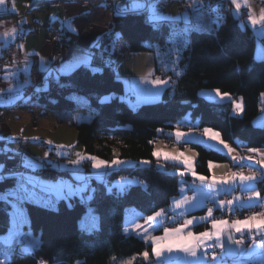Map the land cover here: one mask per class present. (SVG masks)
I'll use <instances>...</instances> for the list:
<instances>
[{"label":"trees","instance_id":"obj_1","mask_svg":"<svg viewBox=\"0 0 264 264\" xmlns=\"http://www.w3.org/2000/svg\"><path fill=\"white\" fill-rule=\"evenodd\" d=\"M191 15V31L179 57L182 73L173 76L172 84L159 101L130 106L122 99L124 85L113 67L97 57L94 66L101 67L102 72L93 74L81 67L71 75H62L59 82L51 79L46 88H38L22 105H31L43 113H57L60 121H69L77 130L78 144L88 153L105 160L131 159L136 163L107 173L105 181H94L96 191L88 203L73 197L71 207L65 200L51 208L26 204L29 224L25 229L40 239V246L24 254L18 238H14L10 259L4 264H39L40 261L48 264H125L134 256L133 264H150L139 255L144 251H148L150 260L154 261L152 244L125 232L126 210L133 207L142 214L151 215L166 208L179 193L180 176L175 170L180 165L153 155L157 139L173 140L179 116L190 114L199 122L198 127L218 130L222 138L234 146L241 141L249 148L264 147V123L254 124V118L264 107L261 95L264 93V56H256L253 31L229 9L221 23H212L200 7ZM114 22L115 29L133 52L153 51L156 45L161 49L167 47L174 33L184 25L177 20L154 29L143 13L115 14ZM69 36L62 33L61 47L68 46ZM204 89H219L235 99L242 97L243 114L234 113L231 99L210 100L202 96L200 91ZM110 94L115 95L101 103V98ZM79 111H89L90 119L78 121L75 113ZM186 144L196 152L198 174L210 175L209 161L229 160L226 153L201 142L188 141ZM142 160L150 164L143 166ZM158 162H163V169L157 167ZM123 175L136 177L138 182L127 185L123 191L111 186ZM5 177L0 180V193L14 183L13 177ZM89 207L98 216V226L90 230L79 223ZM11 211L9 205L0 201V235L10 228ZM204 227L201 224L196 229ZM8 247L2 244L1 250ZM239 264L260 263L242 260Z\"/></svg>","mask_w":264,"mask_h":264},{"label":"crops","instance_id":"obj_2","mask_svg":"<svg viewBox=\"0 0 264 264\" xmlns=\"http://www.w3.org/2000/svg\"><path fill=\"white\" fill-rule=\"evenodd\" d=\"M180 1L185 2L186 7L184 9L179 8L178 4ZM226 1L228 2L230 13L237 17L243 25L248 26L253 31L256 38V56L260 58L263 57L264 23L258 22L253 25L250 23V16L254 15L257 19L259 18L262 10H264V0H239L241 7L238 10L232 0ZM201 4L202 0H197L195 3L194 0H158V7L162 10L164 16H174L183 14L187 11L190 22L192 19V12H190V10L194 11L199 8ZM0 16V164L4 165V155L7 153L26 152L49 165V167L35 170V174L45 178L47 181L56 183L58 180H63L64 182H70L73 186H76L79 181H77L75 177L77 175H83L87 178V183L90 184L92 188H95L94 181H105L107 173L122 167L134 165L135 163L128 160L126 161L127 163L120 166H113L107 169L104 167L100 169L93 168L92 170L90 169L88 173L80 172V174H77L75 168L66 167L65 161H68L70 154H68L66 147L61 148V145H58L55 140L56 138H64L66 133L69 132V139H71V144L75 148L76 145H79L76 128L72 126L69 121H60V116L57 113H43L42 110L32 107L31 105L27 107L22 106L30 99V97H24V92L35 83V71L37 72L38 78L41 80V84L38 86L40 89L46 88L49 81L53 79L51 77H49L47 81L44 79L46 73L40 70V58H44L46 67H59L62 63L72 60L75 56L82 55L85 51L94 52L97 54L96 58L98 57L101 59L100 56L107 47L111 55V63L108 64L113 67L117 78L121 80L124 85L125 91L122 95V99L132 107H137L142 103L159 101L162 98L163 92L172 84L173 76L180 75L182 69L179 73H177V70L172 71L169 69L167 71L160 60L158 49H161V47L158 45L154 47L153 51H130L127 41L122 39L120 31L115 29V13L106 7L96 6L92 8L83 4L81 0H36L34 3L32 0H5V5L0 6ZM53 17H55V19H53ZM13 28L16 29L15 33L12 32ZM184 28L185 22L182 29L179 30V33ZM47 32H61L70 36H75L74 45L67 48L62 57L57 58L56 51L61 47L62 42H48L46 40ZM117 33L120 34L119 37L116 36ZM178 37L181 38L182 36ZM185 38L187 41L188 37ZM185 40L183 45H185ZM93 44H99L100 47L92 48ZM10 48L11 53L8 54ZM30 53L34 54L29 55ZM26 57L27 61L25 59ZM107 59L108 54H105L103 60L106 63ZM25 66H27V71H23ZM157 78L167 81V83L159 86L152 84L151 81ZM205 91H200V94L207 99L226 100V97L218 95L215 89L208 92ZM76 116L77 112L75 113V117ZM262 122H264V118ZM198 125L199 122L194 120L190 114L179 116L175 123V131L186 134L181 137L183 139L181 143L183 145L181 148L182 150L186 148L190 149L189 147L184 148V144L192 138V135L183 132L181 129H185V127L198 128ZM203 129L204 128H202V130ZM175 131L173 130V134ZM174 136L175 135H173V138ZM34 137L40 138V141L34 142L32 140ZM54 137L55 140L52 139ZM46 141H51V144L46 143ZM165 141L168 144L167 140ZM198 141L226 153L229 160L225 162H213L216 166L210 169V175L206 176L208 177V181L202 185L201 181L194 178L190 173L183 176L179 174L180 172L186 171L184 165L180 161L165 159L161 155L158 159L175 162L180 165V167L175 170V173L180 176L179 193L171 199L170 204L166 208L159 210H163L164 217L166 218H158L162 219V227L155 231H152L147 221V217L154 213L145 215L138 210H136L138 212H134L135 210L132 209L135 208L129 209L136 221L132 228H130L129 233H127L125 229L126 223L124 224V230L127 234H136L141 238L142 236H162L164 234L163 228L166 227V221L173 220V218L181 216L182 213L185 219L204 217L207 214L208 208L214 209L213 218L227 219L230 222L251 216L238 217L236 215L238 209L249 207L241 206L249 205V194L246 188L241 186L239 179H237L234 184H217L213 189L208 188L207 184L211 182L213 174H215L217 178H221L231 173L242 172L245 175H249L251 172H259L260 165L256 164V161L261 159L260 154L250 152L249 149L252 148L247 147L245 143L241 141H238V146H234L226 141L227 144L235 149L232 153H227L226 149L218 143L217 145H211L201 138H199ZM46 146L48 148H46ZM188 149H186L188 152L183 153L187 157L192 158L195 168L196 152L193 149ZM257 149L264 152V147H259ZM154 150H156V145ZM181 152L182 151L171 152V155H179ZM45 153H48L46 158ZM233 156H254L255 160H233ZM25 160H29L27 156H23V165ZM48 161H51L52 164H49ZM140 164L146 166L150 163L142 164L140 162ZM53 165H56V167H53ZM158 165H162V167H159L160 169L164 168L163 162H158L157 166ZM103 170H106V172L103 173ZM21 172L24 173L25 177L33 174V170H26L24 167ZM8 177H13L14 183L12 187L15 189L18 183V176L10 175ZM121 177H123L122 180L118 181L119 178L114 180L111 186L124 189L127 185L138 182L136 177L125 175ZM247 183H255L256 190L261 192V201L252 203L250 206L264 204V181L257 180L255 182H245V184ZM226 194L229 195L228 199L224 197ZM212 196H215V199H211L210 197ZM184 197L190 198L192 204L200 205L201 202H203L202 206H182L181 208H175L174 201L181 200ZM234 197L238 199L234 200L231 205L234 210L232 211V216L227 217L219 215L216 217L221 211L217 207V202L219 200H233ZM60 201L54 206H57ZM185 207H188L187 212H184ZM201 224H204L205 227L197 230V226ZM136 225H140L141 227L137 228ZM210 228L211 223L210 220H208L190 226L188 229H185V231L191 230L199 233ZM21 229L23 230L25 227ZM233 235L237 239L241 238V235L238 233L233 232ZM255 235L256 240L259 241L261 238L260 234L255 233ZM243 238L244 241L248 242V247L246 249H252L254 245L249 234L245 233ZM142 239L152 244L150 239ZM242 260H253L261 264V259L258 255H246L243 256L241 260L231 262L227 260L226 264H239ZM173 264H179V262L176 261L173 262Z\"/></svg>","mask_w":264,"mask_h":264},{"label":"snow or ice","instance_id":"obj_3","mask_svg":"<svg viewBox=\"0 0 264 264\" xmlns=\"http://www.w3.org/2000/svg\"><path fill=\"white\" fill-rule=\"evenodd\" d=\"M197 0H194V3ZM236 9L238 10L241 7L239 0H232ZM5 5V0H0V6ZM106 4H102L101 7H106ZM118 8L117 15L132 13V14H147L146 22L150 23L154 29H158L162 23L165 22H175L177 20H183L185 22V28L182 30V35L185 37L191 31L190 26V18L185 11L183 14H177L174 16H164L162 14V10L158 7V0H128L127 4H117ZM55 19V17H53ZM258 22L264 23V10H262L259 18L257 19L254 15L250 16V23L255 25ZM215 23V21H214ZM75 31V30H74ZM175 31V29H173ZM12 32L15 33L16 29L13 28ZM78 34V32H77ZM119 33L116 34L119 37ZM185 43L187 41L185 40ZM99 44H93L92 48H99ZM34 53H30L32 55ZM108 54L107 63H111V55L109 49L106 47L104 52L101 54L100 58L103 60L104 55ZM97 54L91 51H85L82 55L73 57L72 60L62 63L59 67H46L44 58H40V70L46 73L44 79L47 81L49 77L55 79L59 82L60 77L71 75L77 69L81 67H85L89 69L93 74L97 72H102L101 67L94 66V61L96 59ZM27 61V57L25 58ZM55 59V58H53ZM27 66L23 69V71H27ZM20 71V70H18ZM152 84L154 85H163L166 84L167 81L161 80L159 78L152 80ZM62 87L64 85H61ZM39 90V89H38ZM218 95L221 97H230L229 93H221L219 89L215 90ZM115 94H110L101 98V103L109 101L113 98ZM264 96V93L261 94ZM234 109L237 113H242L244 111L243 98L239 101H235ZM205 135L209 137L210 140L216 141L219 145L223 146L226 149L227 153H232L235 151L231 147V145L227 144L221 138V134L219 132H214L212 129H205ZM175 135L179 137H183L186 134L180 131H176ZM34 142H39L40 138L34 137L32 138ZM46 143L51 144V141H46ZM61 148L65 147L63 145ZM252 153H259L261 159L256 161V164L260 165L259 172H251L249 175H245L244 173H231L226 177L217 178L215 174L211 177V182L207 184V187L210 189L215 188L217 184L228 185L234 184V182L239 179L241 182V186L245 187L248 192V201L249 205H241L250 206L252 203H258L261 201V192L257 191L255 188V183H247L245 182H255L257 180L264 181V152H261L260 149L252 148L249 149ZM78 155V159L72 161L73 165H81L82 160H89L92 162V167L96 169L111 168L113 166H120L126 161L120 159H113L111 162L107 160H103L97 156L88 155L87 157ZM153 155L157 158H160L162 155L160 150H154ZM48 156V153H45V158ZM165 159H171L174 161H180L186 171L180 172L181 176L191 174L194 178L199 179L201 184L203 185L206 181H208V177L204 175H200L195 171L193 160L191 157H187L183 152L179 153V155H171L169 153H163ZM233 160H255L254 156L248 157H232ZM49 164H52L51 161H48ZM143 164L150 163L149 161H141ZM216 165L209 161L208 167L209 169L215 167ZM4 165L0 164V180L5 179L2 175ZM23 167L27 169L33 170V174L25 177L23 172L20 173H11L10 175L18 176V183L15 189L7 192L0 193V201L5 202L12 209L11 211V221L12 227L8 230L9 235L5 238L4 244L8 245V252L5 255V261L10 259L9 253L13 251L12 240L13 238H19L21 243L24 244L23 253L29 254L33 252L35 249L39 248L40 242L37 238L33 237L31 232L24 233L21 231V228L25 223H28L27 219V210L25 205L28 203L43 205L44 207H54V205L60 201L65 200L69 201L68 206L71 207V199L73 197H79L82 203H88L94 197V193L96 191L95 188H92L90 184L87 183V178L83 175H77L75 179L79 181L76 186H73L70 182H64L63 180H58L56 183H51L47 181L45 178L35 174V170L42 169L43 164L38 162H33L32 160H25ZM56 167V165H53ZM123 191V188L121 189ZM227 190V189H225ZM111 192V188L108 189ZM211 199H215V196L210 197ZM195 199V198H192ZM224 201L219 200L217 202V207L220 210L234 211L231 208L234 200ZM192 204L190 198L184 197L181 200L174 201L175 208H181L182 206L188 207H197L202 206ZM264 206V205H262ZM188 207L184 208V212L188 211ZM213 208H208L207 214L204 217H193L191 219H185L179 227L176 228H163L162 236H142V238L150 239L152 241V254H154V261L150 260V254L148 251H144L142 254H139L141 258L145 261H150V264H173V262L178 261L179 264H226V257H236V256H246V255H258L261 259V264H264V212L254 213L249 217L244 219H236L234 221H229L227 219H217L213 218ZM89 214L94 212V209H88ZM183 215V213H182ZM94 219H98L97 217H93ZM158 218H166L164 217L163 210L155 212L153 215L147 217V221L152 229V231L157 230L162 227V219ZM174 219V218H173ZM210 220L211 228L202 232H193L191 230L185 231L190 226H194L198 223L205 222ZM154 222V223H153ZM137 228H140V225H136ZM233 232L241 235L240 239H233ZM248 233L250 239L253 242L254 247L252 249H246L242 247L229 248L226 247L228 243L242 246L244 245V234ZM255 233L260 234L259 241L256 240ZM211 242V243H209ZM209 250L211 252L209 253ZM182 254V255H178ZM136 257H132L130 260L126 261L125 264H133V261ZM0 264H4L3 261H0ZM40 264H47V261H40Z\"/></svg>","mask_w":264,"mask_h":264},{"label":"rangeland","instance_id":"obj_4","mask_svg":"<svg viewBox=\"0 0 264 264\" xmlns=\"http://www.w3.org/2000/svg\"><path fill=\"white\" fill-rule=\"evenodd\" d=\"M184 4H185V2H184ZM185 7H186V5H185ZM181 33H182V31H180V33H179V31L175 32L174 35L171 37L170 43L167 45V47H165L163 49H158V54L160 56V60H161V62L163 64L164 68L167 71L169 69H171L172 71H174V70L176 71L177 70V73H179L181 71V69H182V67L179 65L178 62H179V57H180L181 50L184 47L183 43H184V40L186 38ZM179 34H181V35H179ZM188 35H189V33L187 34L186 37H188ZM178 36H182V37L179 38ZM211 90L212 89H204L203 91L208 92V91H211ZM241 98L242 97H239L238 99H235V98H233L230 95V97H226L225 99L226 100L231 99V100H233V102H235V101H239ZM222 99H224V98H222ZM234 113L236 115H238V116H241L243 114V112L242 113H237L235 109H234ZM90 117H91V113L89 111H79V112H77L76 119L78 121H82V120H89ZM263 118H264V109L262 108L260 113L254 118V124L256 126H261L264 123V122H262ZM206 128L207 129H212L214 132H219L218 130L210 128V127H204L203 130L200 127H198V128L185 127V129L183 128L181 130L183 132H186V133L192 135V138L189 141H197V142H199L198 139L201 138L203 141H207L211 145H217L216 141L210 140L209 137L207 135H205L204 130ZM174 131H175V129H174ZM175 133H176V131L174 132V135H175ZM69 137H70V133L68 132V133H66L64 138H60V139L56 138V140H55V137H54L52 139L55 140L58 145H63V146H65L67 148L68 154H70V155H69L68 161H65L66 165H67L66 167L75 168L77 174H80V172L88 173L90 169L92 170L94 168V167H92V162L91 161L86 160V159L82 160L81 165H79V166L73 165L71 162L74 161V160H77L79 158L77 154H80L81 156H84V157H87L88 155H92V154L88 153L82 145H76V147L74 148L72 146V144H71V139H69ZM221 138H222V135H221ZM167 142H168V144L166 143L165 139H161V138L157 139V141L155 142L156 150L158 149V150L161 151V153H165L166 152V153H169V154H171V152H178V151L188 152L186 150L188 148L184 149L186 151L181 149L182 148V144L181 143L183 142V139L181 137L178 138L175 135L172 141H167ZM185 147H189V145L188 144H184V148ZM46 148H48V147L46 146ZM211 148L216 149L214 147H211ZM188 150H191V148L188 149ZM93 156H96V155H93ZM162 157H164L163 154H162ZM103 160H105V159H103ZM120 160H123V161L130 160L131 162L136 163L134 160H131V159H120ZM107 161L111 162L112 160H107ZM142 161H147V160H142ZM4 165H5V161H4ZM157 167H162V165H158ZM94 169H96V168H94ZM104 172H106V170L105 171L103 170V173ZM71 174L73 175L72 172H71ZM122 178L123 177H119L118 181L122 180ZM54 207H56V206H54ZM89 208H92V207H89ZM131 208H133V207H131ZM131 208H128L126 210V217H125L126 228L125 229H126L127 233H129L130 228H132L134 222L136 221L134 219L133 215L130 213ZM132 210H135L134 212H138V211H136V209H132ZM246 216H248V215H246ZM93 217H97L98 218L97 213L95 212V210H94V212L92 214H89V212L87 211V213L80 219V221H79L80 225L82 227H85V228L89 229V230L92 229L93 227H97L98 226V219H94ZM243 217H245V216H243ZM27 219L29 221L28 213H27ZM184 220H185V216L183 217L182 222L179 223L178 225L174 226V227H177L180 224H182L184 222ZM27 224H29V222L25 223L22 228H24L25 225H27ZM11 227H12V221H11L10 228ZM170 228H172V227H170ZM23 230H25L27 233L31 232L33 237L37 238V236L32 231L26 230V229H23ZM23 230L21 229V231H23ZM8 235H9L8 231L5 234L0 235V242L2 244H4V240H5L6 237H8ZM18 241H19V238H18ZM2 244H0V254L2 255V261L4 263H6L7 261H5V255L4 254L6 252H8V249L7 250L6 249L5 250H1L2 249ZM9 256H10V253H9ZM228 262H231V261H228Z\"/></svg>","mask_w":264,"mask_h":264},{"label":"built area","instance_id":"obj_5","mask_svg":"<svg viewBox=\"0 0 264 264\" xmlns=\"http://www.w3.org/2000/svg\"><path fill=\"white\" fill-rule=\"evenodd\" d=\"M83 2V4L89 6V7H96V6H101L102 4H106V8L109 9L110 11L114 12L115 14H117V12L119 11L118 8L116 7V5L119 4H127L128 0H81ZM179 8L180 9H184L185 8V4L184 2L180 1L179 2ZM200 9H202L209 17L210 21L212 23H221L223 21L224 18H226L227 13H228V2L226 0H202V4L200 5ZM190 12H192V10H190ZM62 38V33L61 32H57V33H52V32H47L46 34V40L48 42H60ZM75 36H70L68 37V46H63V47H59L56 51V55L57 58H60L64 55L65 51L67 50V48H70L71 46L74 45L75 42ZM11 53V48L8 50V54ZM35 77H36V81L35 83L24 92V97H30L31 94H33V92L37 91L38 86L41 84V80L38 78L37 76V72L35 71ZM264 108V107H263ZM23 156H27L29 160H32L33 162H38V163H42L43 167H49V165H47L44 161H41L37 158H35L34 156L27 154L26 152H22V153H7L4 155V161H5V165L3 168V172L2 175L5 176H10L11 173H18L20 171H22L23 169ZM94 188V187H93ZM14 188L12 186H7L5 187L4 193H7L11 190H13ZM224 197L226 199L229 198V195H224ZM264 204H256L253 206H249V207H245V208H241L237 210V216L238 217H243L246 215H252L254 213H258V212H264V206H262ZM232 208V206H231ZM219 215H224L227 217H231L232 216V211H227L225 210H221L219 214L216 215V217H218ZM181 216H177L176 218H174L173 220L170 221H166L165 222V226L166 227H174L176 225H178L179 223L182 222V217ZM24 233H27L25 230H23ZM29 233V232H28ZM37 239L40 242V239L37 237ZM19 245H20V249L23 250L24 244L21 243L20 239H19ZM211 252V250H209V253ZM242 257L238 256L237 259H234L232 261H237V260H241ZM227 261V258H226ZM40 264V262H39ZM48 264V262H47Z\"/></svg>","mask_w":264,"mask_h":264},{"label":"water","instance_id":"obj_6","mask_svg":"<svg viewBox=\"0 0 264 264\" xmlns=\"http://www.w3.org/2000/svg\"><path fill=\"white\" fill-rule=\"evenodd\" d=\"M35 1H36V0H32L33 3H34ZM166 136H169V135L166 134ZM171 136H172V135H171ZM233 239H237V238H235L234 235H233ZM226 247H229V248H236V247L247 248V247H248V242L245 241L244 245H242V246H237V245H234V244L228 243V244L226 245ZM237 257H238V256H236V257H226V258H227V260L232 261V260H234V259H237Z\"/></svg>","mask_w":264,"mask_h":264},{"label":"bare ground","instance_id":"obj_7","mask_svg":"<svg viewBox=\"0 0 264 264\" xmlns=\"http://www.w3.org/2000/svg\"><path fill=\"white\" fill-rule=\"evenodd\" d=\"M32 234V233H31ZM33 236V235H32Z\"/></svg>","mask_w":264,"mask_h":264}]
</instances>
